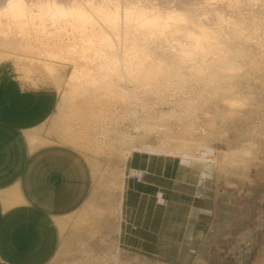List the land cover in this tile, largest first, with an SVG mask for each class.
<instances>
[{
	"label": "rangeland",
	"instance_id": "rangeland-1",
	"mask_svg": "<svg viewBox=\"0 0 264 264\" xmlns=\"http://www.w3.org/2000/svg\"><path fill=\"white\" fill-rule=\"evenodd\" d=\"M4 50L0 63L11 62L25 87L56 93L52 113L29 141L69 146L90 166V196L62 220L48 264H264V54L234 56L236 67L219 72L228 76L212 87L189 70L184 77L168 71L161 86L153 78L136 92L125 82L118 96L103 88L65 99L71 66L49 73L30 61L39 56ZM132 156L196 169L194 188L175 183L187 182V174L168 170L163 194L128 199L134 222H125L127 182L146 175L126 179L129 169L141 170Z\"/></svg>",
	"mask_w": 264,
	"mask_h": 264
},
{
	"label": "bare ground",
	"instance_id": "bare-ground-1",
	"mask_svg": "<svg viewBox=\"0 0 264 264\" xmlns=\"http://www.w3.org/2000/svg\"><path fill=\"white\" fill-rule=\"evenodd\" d=\"M212 1L0 0V50L35 54L30 61L49 73L71 66L65 99L103 88L118 96L126 83L136 92L153 78L161 86L168 71L183 76L189 70L212 87L228 76L219 72L236 67L234 56L264 54V0ZM205 70L211 73L203 76Z\"/></svg>",
	"mask_w": 264,
	"mask_h": 264
},
{
	"label": "crops",
	"instance_id": "crops-1",
	"mask_svg": "<svg viewBox=\"0 0 264 264\" xmlns=\"http://www.w3.org/2000/svg\"><path fill=\"white\" fill-rule=\"evenodd\" d=\"M55 97L54 91L25 87L11 62L0 63V264H48L60 241L62 220L90 196V166L78 151L29 141L32 130L52 113ZM130 163L146 175L142 183L127 182L125 222H134L128 199L144 200L147 191L163 194L168 170L175 169L176 178L187 174V182L175 183L194 188L197 170L185 173L177 161L132 156Z\"/></svg>",
	"mask_w": 264,
	"mask_h": 264
},
{
	"label": "built area",
	"instance_id": "built-area-1",
	"mask_svg": "<svg viewBox=\"0 0 264 264\" xmlns=\"http://www.w3.org/2000/svg\"><path fill=\"white\" fill-rule=\"evenodd\" d=\"M144 177V172L142 170H135V169H129L126 172V179L127 180H136L140 181Z\"/></svg>",
	"mask_w": 264,
	"mask_h": 264
}]
</instances>
